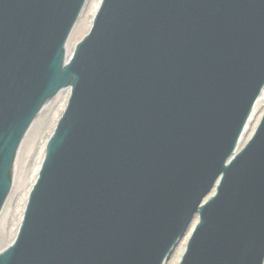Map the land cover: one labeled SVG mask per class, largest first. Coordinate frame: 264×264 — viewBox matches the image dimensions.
Returning <instances> with one entry per match:
<instances>
[{"label":"water","instance_id":"water-1","mask_svg":"<svg viewBox=\"0 0 264 264\" xmlns=\"http://www.w3.org/2000/svg\"><path fill=\"white\" fill-rule=\"evenodd\" d=\"M84 1L0 0V188L43 105L73 87L0 264H162L220 171L181 264H262L264 119L233 165L223 160L264 84V0H105L65 64ZM183 133L195 166L182 183ZM114 154L140 161L141 184L89 179L128 165Z\"/></svg>","mask_w":264,"mask_h":264},{"label":"rangeland","instance_id":"rangeland-1","mask_svg":"<svg viewBox=\"0 0 264 264\" xmlns=\"http://www.w3.org/2000/svg\"><path fill=\"white\" fill-rule=\"evenodd\" d=\"M92 18V12L87 10L78 31L77 42L88 32ZM67 96L65 92L60 93L45 107L22 144L16 163L14 188L4 212L0 216V250L10 243L16 229H18L17 221L20 211L25 202L26 194L33 184L34 172L40 161L45 141L63 112ZM174 258L175 254L168 264H172L171 261Z\"/></svg>","mask_w":264,"mask_h":264},{"label":"bare ground","instance_id":"bare-ground-1","mask_svg":"<svg viewBox=\"0 0 264 264\" xmlns=\"http://www.w3.org/2000/svg\"><path fill=\"white\" fill-rule=\"evenodd\" d=\"M100 1L101 0H92L91 1V3H90V5H89V8H88V11L89 12H92L93 14H95V12H96V10H97V8H98V5H99V3H100ZM95 7V8H94ZM263 101H264V92H263V95L261 96V98L257 101V104H256V107H255V111H257L258 110V108L261 106V104L263 103ZM262 110V109H261ZM252 121V122H251ZM251 124L253 123V126L251 127V124L250 125H248V127H247V129H246V132H245V136L247 137V136H249L250 134H251V132L254 130V128H255V126H256V124H257V122H258V117H257V119H255L254 117L251 119ZM246 137H245V139H246ZM244 138V137H243ZM43 153L44 152H42V155H41V157H40V161L42 160V157H43ZM39 166V165H38ZM38 166L36 167V174H37V170H38ZM36 174H35V176H34V178H33V180H35V178H36ZM184 245L185 244H182L180 247H179V249H178V251H177V259H175L173 262H172V264H177L178 263V260H179V258H180V256H181V253L183 252V250H184Z\"/></svg>","mask_w":264,"mask_h":264}]
</instances>
